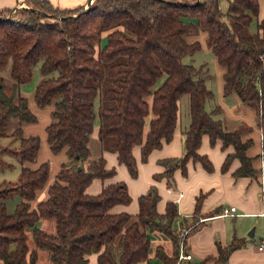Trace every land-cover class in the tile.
Listing matches in <instances>:
<instances>
[{"label":"trees","instance_id":"obj_1","mask_svg":"<svg viewBox=\"0 0 264 264\" xmlns=\"http://www.w3.org/2000/svg\"><path fill=\"white\" fill-rule=\"evenodd\" d=\"M28 4L13 14L11 9L0 10V70L11 60L14 79L9 89L0 74V137L8 134L10 120L17 118L13 134L20 138L17 148L0 145V167L7 165L2 158L7 151L18 155L22 165L17 182H0V264H36L38 248L48 250L52 264H89L92 254H97V264H227L231 253L245 245L244 238L226 245L218 242L216 255L179 259L180 229L192 230L199 218L195 215L190 222L184 218L178 229L176 203L170 201L164 213L158 212L156 187L140 196L135 215L112 211L132 199L126 182L107 184L98 194L87 193L94 178L116 173L115 167H106L104 156L89 160V142L98 121L102 148L116 152L135 177L134 147L142 146L145 161L154 148L170 140L180 118V100L188 95L191 122L185 131L186 152L162 160L165 173L172 176L179 167L186 172L191 158L211 170L210 159L198 152L208 134L211 142L222 139L225 147H235L224 169L237 157L241 165L235 174H254V157L247 154L252 141H244L240 131L230 130L215 117L220 106L206 108L214 95L206 84L208 67L184 58L202 49L199 39L188 38L203 29L207 45L226 68L224 94L236 91L244 102L259 108L264 122V18L257 32L249 31L260 0H230L229 23L223 20L220 0H94L88 9L59 8L48 0ZM36 68L42 79L34 99L38 106L51 108L46 139L52 152L64 150L68 160L49 186L48 198L32 207L36 191L50 175V160H39V135H25L23 130L25 123L38 120L20 91ZM151 112L154 117L145 136V119ZM16 191L21 200L9 213L5 200ZM200 201L201 197L197 211ZM43 217L55 220L54 232L37 225ZM155 231L172 240L173 253L159 244L151 257ZM30 235L35 248L29 245Z\"/></svg>","mask_w":264,"mask_h":264},{"label":"crops","instance_id":"obj_2","mask_svg":"<svg viewBox=\"0 0 264 264\" xmlns=\"http://www.w3.org/2000/svg\"><path fill=\"white\" fill-rule=\"evenodd\" d=\"M48 1L59 8H76L78 6L88 8L94 0ZM29 6L28 0H0V10L11 9V13H15L22 7ZM263 18L264 0H260V10L257 21L254 22L251 29L252 32L258 31L257 24ZM202 37L207 49L211 51L207 45V34L205 31ZM188 39L194 40L200 39V37L197 34L192 35ZM214 63L217 99L216 105H212L208 110L211 111L217 105L220 106L221 109L215 117L222 119L230 130L240 131L244 141H252L247 154L254 157L253 166L256 172L254 174L236 175L235 171L241 165V161L237 157L231 160L227 169H224L226 157L234 153L235 147L233 145L225 147L222 139L211 142L209 135L204 134L198 152L210 159L212 169H207L200 160L191 158L187 163L186 172L179 167L173 171L172 176L166 174V166L162 163V160L174 157L179 158L186 152L185 131L190 125L191 116L189 110L185 109L184 116L181 110L178 125L172 138L164 141L161 147L154 148L147 160H142V146L137 145L134 147L133 154L138 165V174L135 177L131 175L124 163L119 162L116 152L102 148L97 121L90 135L89 146L91 154L89 160H96L104 156L106 167H115L116 173L105 179L94 178L87 187L86 192L98 194L107 184L118 181L126 182L132 199L128 204L115 205L112 211L128 212L135 215L139 211L140 196L146 194L152 187H156L160 195L157 203L158 212L164 213L168 202L173 201L176 203L179 216L174 223L178 229H180L184 218H187L189 222L193 221L195 215L199 218L197 226L188 231L184 243V249L192 255V259L200 260L208 255H216L218 253V242L226 245L238 237L245 239V245L236 248L231 253L227 264H264V248L260 249V245L264 242V122L261 119L259 108L244 102L236 91L228 95L224 94V73L226 68L218 62L215 54ZM209 74L211 79L213 75L210 72ZM148 99L151 100V97ZM153 117V112L146 116L145 136L149 131ZM42 121H44L43 126L45 127L50 122V116L44 117ZM24 129L26 135L36 134L31 132L32 128L28 123H25ZM43 140L41 141L44 148L41 147V149L44 152L41 153L40 149L39 160L45 161L49 159L54 162V165L52 169L50 167V175L45 186L36 191L35 198L32 200V207L48 198L49 186L55 180L61 164L68 160L64 150L58 153L52 152L46 139V133H44ZM180 193H182L181 196ZM199 197H201V201L197 211ZM231 206H236V210L227 215L223 214V208H230ZM44 218L46 217L40 220L44 226V228L41 227L42 229H56L55 220L54 222L49 220L44 222ZM181 230L182 228L180 232ZM165 238L167 237L160 232L155 231L152 233V246L154 249L151 251V257L154 256L155 248L159 244H162L166 249L163 244L166 240ZM166 252L168 254L173 253V243L172 251L166 250ZM89 257V264L98 263L97 254H92Z\"/></svg>","mask_w":264,"mask_h":264},{"label":"rangeland","instance_id":"obj_3","mask_svg":"<svg viewBox=\"0 0 264 264\" xmlns=\"http://www.w3.org/2000/svg\"><path fill=\"white\" fill-rule=\"evenodd\" d=\"M229 1L230 0H220V8H221L222 12L224 13L223 14V20L227 21L228 23L231 20V17L227 14ZM11 14H13V13H11ZM184 19L187 21H192L194 23L198 22V18L192 17V16H184ZM255 21H257V17H254V21L251 23V25L249 27L250 32H252L251 29L253 28V24ZM203 33H204V30L200 28L199 32H198V36L202 40L201 41L199 39L200 42L201 43L203 42L202 49L196 51L192 55L185 56L184 61L190 62V63L194 64L195 66H198L202 62L199 66H201V65L205 66V67L208 66L209 72L213 75V77L211 79L208 78L206 80L208 87L214 92L213 97L209 98V100L207 102V109H210V107H212V105H216V99H217V85H216V81H215L216 80V72H215V63H214V53H213V51H210L207 49V46L203 41V37H202ZM252 33H255V32H252ZM10 70H11V60L8 62V65L5 68L0 70V74L5 77V81H6L7 87L9 89H10L11 84L14 82V79L11 76ZM41 79H42V75L39 71V68H36L35 72H34L33 79L27 83L21 84L20 91L28 97L31 107L38 114V120L35 123H28V124H30V126L32 128L31 132H34V133H36V135H39L40 140L44 141L43 137H44V133H45V127L43 126L44 121H42V120L44 119V117L46 118L47 116H50V118H51V108L49 106H46L44 108L38 106L36 104L35 99H34L35 88ZM185 109L189 110V97H188V95H185L180 100V114H181V110H182L183 116H184ZM95 124H97V121L95 122ZM18 125H19V120L17 118H12L10 120L9 127H8V134L6 136L0 137V145L6 146L9 148H17L19 146L20 138L16 134H13L14 130H16ZM23 127L25 128V124L23 125ZM24 128H23L24 134L26 135ZM42 141H41V147L44 148ZM43 152L44 151L41 149V153H43ZM2 158H3V160H5L7 162V165L0 167V182H2V181L17 182L19 177H20V173H21V169H22V165H21V161H20L19 156L12 153V152L7 151V152H4L2 154ZM53 165H54V162L50 161L51 169H52ZM20 200H21V195H20L19 191L14 192L11 197H9L5 200L9 213L14 212L15 207ZM40 220L38 221L37 225L39 227L44 228V226L41 224ZM43 220H44V222L46 220H49L50 222H54V219H51V218H44ZM45 229L48 231L56 230L55 228H53L51 230L49 228H45ZM162 235H164V234H162ZM165 239L166 240L164 241L163 244L166 246V250L170 252V251H172L171 239L168 237ZM28 242H29V245L31 248L36 247L35 241L31 235L29 236ZM153 249H154V247L152 246V250ZM38 254H39V256H38V260H37L36 264H52L48 250L43 249V248H38Z\"/></svg>","mask_w":264,"mask_h":264},{"label":"built area","instance_id":"obj_4","mask_svg":"<svg viewBox=\"0 0 264 264\" xmlns=\"http://www.w3.org/2000/svg\"><path fill=\"white\" fill-rule=\"evenodd\" d=\"M182 195V193H180V196ZM236 210V206H231L229 207H225L223 208V214H230L231 212ZM188 229L187 228H182L181 230V244H180V255H179V259L183 260V259H191L192 255L190 253H187L184 249V239L186 238L187 234H188ZM264 248V242L260 245V249Z\"/></svg>","mask_w":264,"mask_h":264},{"label":"water","instance_id":"obj_5","mask_svg":"<svg viewBox=\"0 0 264 264\" xmlns=\"http://www.w3.org/2000/svg\"><path fill=\"white\" fill-rule=\"evenodd\" d=\"M86 9H88V8H86ZM81 168V167H80Z\"/></svg>","mask_w":264,"mask_h":264}]
</instances>
